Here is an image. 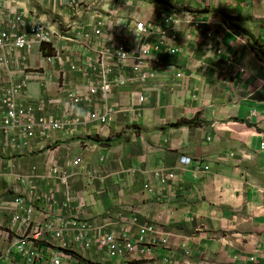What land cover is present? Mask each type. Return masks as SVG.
<instances>
[{
    "label": "crops",
    "instance_id": "0c3cea01",
    "mask_svg": "<svg viewBox=\"0 0 264 264\" xmlns=\"http://www.w3.org/2000/svg\"><path fill=\"white\" fill-rule=\"evenodd\" d=\"M167 1L173 10L143 0H127L111 10V0H100L79 13L54 12L42 0H0L3 6L18 4L30 19L71 23L66 32L80 40V33L92 34L100 16L108 23L104 37L114 34L125 41L133 39L131 29L140 20L154 21L158 31L166 28L163 10L183 19L162 48L158 32L150 37L163 67L144 86V106H135L137 86L119 87L109 102L87 105L89 118L115 108L106 124L93 118L75 132L38 135L18 155L0 150V221L10 220L1 209L31 185L19 177L34 174L32 182L52 196L36 204V222H44V214L57 220L104 219L105 233L128 236L152 224L157 232L150 238L156 241L160 264H264V59L246 40L252 36L264 45V0ZM189 17L201 26L189 24ZM69 46L75 62L85 63L87 47ZM172 47L178 53L172 54ZM36 64L46 85L31 82L24 102L53 97L59 90L58 65ZM75 76L77 90H86L87 77ZM184 120L201 125L171 127ZM3 133L0 129V140ZM94 136L116 141L107 147L89 140ZM79 158L83 163L75 166ZM185 158L191 163H183ZM200 165L210 172L197 176ZM53 167L70 176L68 184L54 176ZM161 168L177 172L168 187L152 176ZM13 239L0 225V253ZM12 248L15 257L17 248ZM83 254L99 258L96 250ZM147 257L132 264H153V256Z\"/></svg>",
    "mask_w": 264,
    "mask_h": 264
},
{
    "label": "built area",
    "instance_id": "2783aa9c",
    "mask_svg": "<svg viewBox=\"0 0 264 264\" xmlns=\"http://www.w3.org/2000/svg\"><path fill=\"white\" fill-rule=\"evenodd\" d=\"M100 0H42L50 10L65 8L72 12L88 10ZM167 27L159 31L154 21L140 20L133 22L134 37L130 41L119 40L114 34L105 38L108 25L105 17L94 22L92 34H79L82 38L70 36L66 29L71 23L50 24L42 19H30L23 9L0 5V129L3 138L0 140V150L11 151V154H21L22 148L38 135L47 136L51 132H75L84 120L98 118L103 124L109 121L115 108H109L101 116H88L87 105L96 101L109 102L112 94L119 87L137 86L133 94L134 103L142 107L147 102L144 86L156 79L158 69L163 63L158 59L150 43V37L160 34L159 48L168 43L171 30L182 20L168 11H161ZM189 24L200 27L198 21L189 17ZM127 32L130 27L125 26ZM106 39V41H104ZM64 42L67 44L64 45ZM84 44L89 55L85 63L75 62L69 43ZM171 53H178L177 48H171ZM37 60L46 64L56 63L59 68L60 83L57 95L31 99L26 102L29 84L40 80L46 85V78L37 66ZM123 69L130 75L118 74ZM87 77L88 88L77 90L75 73ZM71 75L73 77H71ZM178 77H182L179 74ZM119 110L123 108L117 104ZM55 113H54V112ZM63 117V118H62ZM66 120V121H65ZM264 149V144L262 145ZM233 157V156H232ZM83 159L75 161L80 166ZM183 163L190 164L191 159L185 158ZM55 177L68 184L70 176L62 173L59 167L51 168ZM209 167L201 166L195 169V174H208ZM159 182L168 187L176 181L175 170L161 168L152 174ZM32 176H20L22 184L29 182L20 190L16 199L1 210L9 217L0 221L1 227L11 237L14 235L12 246L5 253H0V264H132L141 257L149 259L153 264H160L156 252V241L150 238L156 234L154 225H147L137 235L124 233L114 235L104 232V219L83 220L53 219L44 214L47 219L40 223L35 221L36 204L39 201H50L52 196L39 189L32 182ZM146 189L154 191L150 185ZM137 221V219L135 220ZM6 226V227H5ZM13 245L17 248L16 256ZM96 250L99 258H88L83 252ZM14 254V255H13ZM21 261H18V257ZM101 260V261H99Z\"/></svg>",
    "mask_w": 264,
    "mask_h": 264
},
{
    "label": "trees",
    "instance_id": "16d2710c",
    "mask_svg": "<svg viewBox=\"0 0 264 264\" xmlns=\"http://www.w3.org/2000/svg\"><path fill=\"white\" fill-rule=\"evenodd\" d=\"M147 1L152 2V3H157V4L165 7L166 9H172L173 10V8H175V6L170 1H167V0H147ZM261 26L264 27V24H261ZM246 40L249 43V45L251 46V48L253 49V51L257 53L258 57L264 59V45L261 44L260 41H258L257 39H255L252 36L246 37ZM199 125H201V123L198 120L197 121L196 120H192V121L184 120L182 122H178L176 124L171 125V127H174V128L197 127ZM89 140L93 141L95 143L97 142L99 144L106 145L107 147L113 145L114 142L116 141V140H112V139L103 140L99 136L89 137Z\"/></svg>",
    "mask_w": 264,
    "mask_h": 264
},
{
    "label": "rangeland",
    "instance_id": "374dc122",
    "mask_svg": "<svg viewBox=\"0 0 264 264\" xmlns=\"http://www.w3.org/2000/svg\"><path fill=\"white\" fill-rule=\"evenodd\" d=\"M23 1H25V0H23ZM126 1H127V0H111V10H112L113 8H118L119 6L125 4ZM143 1L148 2V1H146V0H143ZM25 3L27 4V6L30 5L29 2H28V3L25 2ZM119 3H120V5H119ZM98 7H99V6H98ZM55 21H56V20H55ZM60 21H61V20H60ZM118 22H119V21H118V19H117L116 23H118ZM62 24H64V23H62V21H61L59 25H62Z\"/></svg>",
    "mask_w": 264,
    "mask_h": 264
}]
</instances>
